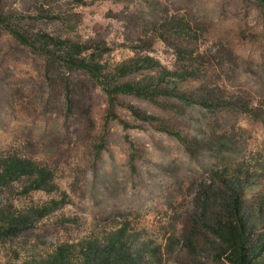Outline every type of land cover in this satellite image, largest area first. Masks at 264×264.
<instances>
[{"label":"rangeland","instance_id":"obj_1","mask_svg":"<svg viewBox=\"0 0 264 264\" xmlns=\"http://www.w3.org/2000/svg\"><path fill=\"white\" fill-rule=\"evenodd\" d=\"M8 25L31 43L44 33L87 47L104 74L138 61L115 83L151 76L157 94L120 93L112 105L102 78L37 52ZM147 58L159 66H143ZM165 69L187 78L157 81ZM206 97L215 105L198 101ZM12 155L53 177L46 190L26 193L25 180L0 189V208L35 212L0 239V264L121 229L139 264H230L215 250L210 226L221 210L207 189L249 171L247 206L264 205L258 0H0V157ZM253 227L264 233V206Z\"/></svg>","mask_w":264,"mask_h":264},{"label":"trees","instance_id":"obj_2","mask_svg":"<svg viewBox=\"0 0 264 264\" xmlns=\"http://www.w3.org/2000/svg\"><path fill=\"white\" fill-rule=\"evenodd\" d=\"M258 3L264 15V0H258ZM8 28L16 38L30 44L37 52L62 60L71 70L89 71L98 78H102V82L110 94L112 105L115 96L120 93L133 94L150 100H153L157 94L155 90L158 85L154 84V77L151 76L141 81L115 83L132 74L135 68L139 67L138 61V63L130 61L122 64L104 74L103 72L108 69L107 65L94 62L95 60L85 56L88 48L79 43L61 38L56 39L44 33L37 35V41L31 43L26 31L16 29L12 25H8ZM142 63L143 66H147V64L159 66L150 58L143 60ZM170 77L175 78V83L187 78L185 73L165 69L160 72L156 80H171ZM158 92H163V90ZM173 94L183 101H193L187 93ZM198 101L204 106L215 105L214 100L210 97ZM245 173L244 179L240 177L241 174L230 179L227 178V175H221L222 181H219V186L212 185L207 189L208 201L213 199L216 204H220L218 208L221 210L214 216V224L210 228L220 241L221 245L215 250L222 260L230 264H264V233L257 235L253 227L254 219L262 214L264 205L262 203L254 209L248 208L247 200L243 195V188L249 171ZM52 177L51 169L34 160L15 155L0 157V189L25 180L29 182V185L25 186L26 193L46 190ZM46 211L47 209L41 216H45ZM34 214V211L18 213L11 206L1 207L0 239L22 232L29 226V221ZM123 232L124 229H121L115 236L104 240L94 237L80 243H65L58 246L47 257L14 264H139V255H135L127 241H124Z\"/></svg>","mask_w":264,"mask_h":264}]
</instances>
